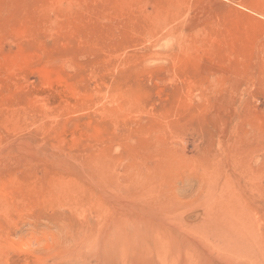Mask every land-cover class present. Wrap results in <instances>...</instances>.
I'll use <instances>...</instances> for the list:
<instances>
[{
	"label": "rangeland",
	"instance_id": "374dc122",
	"mask_svg": "<svg viewBox=\"0 0 264 264\" xmlns=\"http://www.w3.org/2000/svg\"><path fill=\"white\" fill-rule=\"evenodd\" d=\"M0 201V264H173L213 201L264 251V0H0Z\"/></svg>",
	"mask_w": 264,
	"mask_h": 264
},
{
	"label": "bare ground",
	"instance_id": "6f19581e",
	"mask_svg": "<svg viewBox=\"0 0 264 264\" xmlns=\"http://www.w3.org/2000/svg\"><path fill=\"white\" fill-rule=\"evenodd\" d=\"M4 206L6 205H0L1 212H6ZM200 220L201 223L197 228L199 229L197 231L200 234L199 237L205 238L211 247L203 249L194 246L193 252L185 255L183 253L181 255L179 249L165 248L163 250L161 248L165 252V254L163 253L165 262H172L173 264H264V251L249 241L253 237L248 232L237 231L233 228L235 215L226 206L217 201L206 203ZM155 240L158 241L157 238L150 239L153 243H156ZM187 243L190 241L187 240ZM184 249L183 251H186Z\"/></svg>",
	"mask_w": 264,
	"mask_h": 264
}]
</instances>
